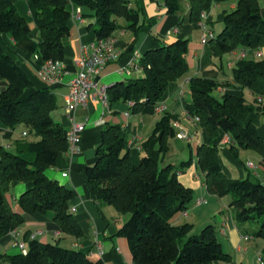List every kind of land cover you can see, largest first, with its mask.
Masks as SVG:
<instances>
[{
    "label": "trees",
    "instance_id": "1",
    "mask_svg": "<svg viewBox=\"0 0 264 264\" xmlns=\"http://www.w3.org/2000/svg\"><path fill=\"white\" fill-rule=\"evenodd\" d=\"M36 26L39 41L31 40L27 20L11 0H0V120L9 128L23 125L26 131L16 139L13 149L0 146V241L24 224L29 217L47 221L49 227L65 234L81 237L82 229L74 217V193L59 181L49 178L46 170L55 165L60 153L69 147L68 130L57 122L52 113L58 108L57 95L45 85L32 90L34 83L3 48L2 34L12 33L17 44L27 41L26 50L39 55L41 65L47 60L63 61V38L69 34V2L80 7L94 4L97 18L95 32L98 40H106L121 28L118 19L124 18L127 27L137 31L142 26L141 12L131 7L130 0H27ZM223 0H189L190 20L199 22L203 14ZM236 7L225 14L223 29L209 36L215 56H223L239 48H264V18L260 0H236ZM168 11L179 7L176 0H166ZM189 41L185 38L148 49L139 60L144 76L118 81L107 87L109 105L117 101H134V109L156 105L165 95L171 82L190 69L187 60ZM235 85L249 89L255 101L264 98V59L247 55L237 60L232 70ZM229 85L215 79L190 78L191 102L186 103L190 116L199 118L209 138L196 148L197 163L205 173L207 190L220 197L228 196L236 208L239 223L258 220L255 237L264 239V183L248 176L229 178L223 171L217 143L219 132L229 136L230 148L251 149L264 159V137L253 122L241 124L237 114L241 109L261 111L242 95H214L219 87ZM143 98V99H142ZM178 115L164 113L156 123L151 137H159V151L165 156L170 150L174 133L173 120ZM120 125L108 124L102 131L97 148V160L86 167V176L93 194L100 202L113 205L120 213L129 214L119 234L126 237L134 264H216L229 260L213 224L206 225L200 234L191 235L193 224L174 225L171 218L185 212L193 199V189L179 177L180 166L191 160L162 166L160 161L143 156L139 164L131 160L128 142L121 136ZM35 153L34 158L23 157ZM32 182L19 200L22 212L14 210L7 198L12 183ZM263 219V220H261ZM187 238L184 245L181 241ZM264 252V250H263ZM5 264H105L92 260L86 252L63 247L58 243L33 238L27 252H0ZM263 262L264 259L262 258Z\"/></svg>",
    "mask_w": 264,
    "mask_h": 264
},
{
    "label": "crops",
    "instance_id": "2",
    "mask_svg": "<svg viewBox=\"0 0 264 264\" xmlns=\"http://www.w3.org/2000/svg\"><path fill=\"white\" fill-rule=\"evenodd\" d=\"M11 1L29 24L30 39L39 41V29L28 1ZM130 1L131 7L141 12L142 26L135 31L127 27V21L124 18L118 19L122 27L117 29L111 37L112 50L118 56L108 59L99 76V84L108 87L118 81L143 77L145 74L142 69L130 72L126 69L132 62L139 61L146 50L180 38L189 41L187 60L190 69L182 77L170 83L165 95L159 101L165 106L162 112H158L155 105H144L134 109L129 102L120 100L107 106L94 98L87 106L78 107L75 120L86 125L81 133V149L75 153L69 151L60 153L55 165L46 170V175L73 191L72 211L83 235L76 237L65 234L49 227L47 221L29 217L17 228L19 234L16 240L28 248L30 241L36 238L42 242L58 243L63 247L86 252L92 260L102 259L105 264H134L129 242L126 237L119 234V229L130 215L120 213L113 205L98 201L86 176V167L93 165L97 160V148L102 142L103 129L108 124H117L121 128V136L128 142L131 160L134 164H139L143 156L160 161L162 166L174 164L179 167L182 162L191 160L190 164L179 167L178 177L184 185L193 189V199L189 208L185 212L175 214L171 222L174 225H180L184 222L193 224L199 221V226L202 228L207 224H213L223 249L231 256L229 260L216 261V264H249V261H245V258L247 259L245 256L249 251L251 239L255 236L249 234L250 225L247 222L244 224L238 222L236 208L230 205L228 196L220 197L207 190L205 173L197 163L196 148L201 143L207 142L209 135L206 128L188 114L185 107L186 103L192 100L191 77L202 76L221 83L227 82L229 85L217 89L218 97L221 98L225 93L242 95L248 103L256 107L261 104L263 107L261 111L241 109L237 118L241 124L253 122L260 135L264 137V98L261 103H257L256 95L251 90L247 88L241 90L233 80V67L245 50L239 48L221 57L215 56L209 38L210 34L217 35L223 29L225 14L236 7L237 1L223 0L214 4L204 13L199 22H193L189 18V0H176L179 8L174 12L168 11L166 0ZM93 6L94 4L80 7L73 2L67 5L71 17L68 22L69 34L63 38L65 58L62 61V67L65 74L62 79L52 85L46 84L39 77V64L34 53L24 48L28 42L17 44L12 33L2 34L3 48L21 65L34 83L33 88L27 92L30 93L45 85L53 88L57 95L58 108L52 115L67 130L71 125L65 111L66 96L69 91L68 83L79 68L77 61L81 56L82 46L94 44L98 40L95 32L97 18ZM260 13L264 18V0H260ZM205 36H208V39L203 42ZM257 51L262 53L259 58L264 59V48ZM1 88L0 84V90ZM164 113L178 115L177 121L189 133V139H186L189 146L186 148L187 145L182 142L185 139L178 138L173 128L170 150L165 156L159 151V137H151L156 123ZM21 126L13 130L0 120V146L13 149L14 141L21 138L26 131V128ZM20 129H22L21 132H19ZM217 143L223 171L227 177L244 179L252 176L264 183V159L256 151L238 149L234 153L230 148L229 136L221 131ZM34 156L35 153L23 155L27 159L34 158ZM63 173L67 175L64 176ZM32 186V182L15 181L12 183L7 198L14 210L22 212L18 200ZM186 218H191V220ZM16 240L10 232L8 238L0 241V252L20 253L21 248ZM99 246L102 248V254L99 252ZM0 264L5 263L0 260Z\"/></svg>",
    "mask_w": 264,
    "mask_h": 264
},
{
    "label": "built area",
    "instance_id": "3",
    "mask_svg": "<svg viewBox=\"0 0 264 264\" xmlns=\"http://www.w3.org/2000/svg\"><path fill=\"white\" fill-rule=\"evenodd\" d=\"M210 36H212V34H210ZM207 39L208 36H205L203 38V42H206ZM252 54L258 58L262 56L260 51L246 50L242 52L241 58ZM117 56L118 54L112 50L111 38L106 40H97L94 44H84L82 46L81 56L77 61L79 68L68 83L69 91L65 102V111L71 122L68 130L69 147L67 151L75 153L79 152L81 149V133L85 130L86 125L75 120V112L77 108L80 106H87L92 98L99 99L107 106L109 105L107 86L99 84V76L108 59L115 58ZM34 57L36 60L39 59L38 54H34ZM139 69H142V67L139 65V61H136L132 62L126 71L130 72L132 70ZM38 72L41 80L48 85H52L62 79L65 74L62 67V61L59 60H47L43 62L39 65ZM262 99L263 98L260 97L259 101H262ZM129 103L131 106L135 104L134 101H130ZM155 106L158 112L165 110V106L161 102H158ZM194 119L199 121V118L197 117H194ZM172 126L174 127L178 138L189 139L188 131L180 124V122L173 120ZM63 175L66 176L67 173H63ZM11 234L16 240L19 232L15 229L11 231ZM17 243L20 245L21 252L26 253L27 248L25 245L23 243H19L18 241ZM99 252L102 254L101 246H99ZM259 259L262 263H264L261 256Z\"/></svg>",
    "mask_w": 264,
    "mask_h": 264
},
{
    "label": "rangeland",
    "instance_id": "4",
    "mask_svg": "<svg viewBox=\"0 0 264 264\" xmlns=\"http://www.w3.org/2000/svg\"><path fill=\"white\" fill-rule=\"evenodd\" d=\"M214 95H216L217 97L219 96L217 90L214 91ZM21 127L24 128L23 125ZM21 130L22 129H20L19 132H21ZM185 140H183L182 142H184V144L187 145L186 148H188L189 145L187 143V140L186 141ZM194 201H195V197H194L193 202ZM193 202L191 203V205L193 204ZM190 209H191V207H190ZM186 219L187 220L188 219L191 220V218H186ZM261 220H263V219H261ZM184 223H186V222H184ZM247 223L250 225L249 231H248L249 234L254 235L253 234L254 229L258 228V226H259L258 220H249ZM193 224H194V227H193V229H192V231L190 233L191 235H198V234H200L201 231H202V229L205 227L204 226L202 228L201 226H199L200 225L199 221H196ZM242 224H244V223H242ZM187 238L185 237L181 241V246L184 245V243L186 242ZM251 241L252 242L250 244L249 251H248L247 255L245 256V257H247V259L245 258V261H249V264H263L261 262V260L259 259V257L261 256L264 259V252H263V250H264V239L255 237V238L251 239Z\"/></svg>",
    "mask_w": 264,
    "mask_h": 264
}]
</instances>
